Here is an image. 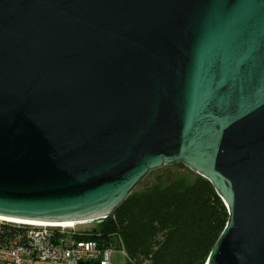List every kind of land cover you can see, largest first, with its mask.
<instances>
[{
	"label": "water",
	"instance_id": "95a60500",
	"mask_svg": "<svg viewBox=\"0 0 264 264\" xmlns=\"http://www.w3.org/2000/svg\"><path fill=\"white\" fill-rule=\"evenodd\" d=\"M175 163L229 213L207 264H264V0H0V217L104 220Z\"/></svg>",
	"mask_w": 264,
	"mask_h": 264
},
{
	"label": "trees",
	"instance_id": "16d2710c",
	"mask_svg": "<svg viewBox=\"0 0 264 264\" xmlns=\"http://www.w3.org/2000/svg\"><path fill=\"white\" fill-rule=\"evenodd\" d=\"M170 170L137 187L107 219L78 233V240L122 251L125 264H207L227 225V207L211 182L189 167Z\"/></svg>",
	"mask_w": 264,
	"mask_h": 264
},
{
	"label": "built area",
	"instance_id": "2783aa9c",
	"mask_svg": "<svg viewBox=\"0 0 264 264\" xmlns=\"http://www.w3.org/2000/svg\"><path fill=\"white\" fill-rule=\"evenodd\" d=\"M77 235L75 227L37 226L0 220V262L114 264V249H104L95 241L78 240Z\"/></svg>",
	"mask_w": 264,
	"mask_h": 264
},
{
	"label": "rangeland",
	"instance_id": "374dc122",
	"mask_svg": "<svg viewBox=\"0 0 264 264\" xmlns=\"http://www.w3.org/2000/svg\"><path fill=\"white\" fill-rule=\"evenodd\" d=\"M187 167L182 164H174V165H168L166 167H163V169L160 170H156L153 171L152 173H150L142 182L141 184L138 186L137 190H141L144 189L148 186H150L152 183L155 182L157 176H159L160 174L164 173L165 169H171L170 172L174 173L175 171H177L178 169H186ZM188 170V169H187ZM102 220L99 221H95V222H91V223H85V224H80V225H76L74 226L76 231L78 233L80 232H86V231H91L92 229H94L98 223H100ZM81 238V237H80ZM113 263L114 264H125L126 263V258L124 257V254L122 251L119 250H114V254H113ZM39 264H43V263H39ZM46 264V263H44Z\"/></svg>",
	"mask_w": 264,
	"mask_h": 264
},
{
	"label": "bare ground",
	"instance_id": "6f19581e",
	"mask_svg": "<svg viewBox=\"0 0 264 264\" xmlns=\"http://www.w3.org/2000/svg\"><path fill=\"white\" fill-rule=\"evenodd\" d=\"M0 220L12 222V223H18V224H28V225H37V226L47 225V226L64 227V228H74V226L76 225L85 224V223L42 224V223L20 221V220H14V219L2 218V217H0ZM87 223H91V222H87Z\"/></svg>",
	"mask_w": 264,
	"mask_h": 264
},
{
	"label": "crops",
	"instance_id": "0c3cea01",
	"mask_svg": "<svg viewBox=\"0 0 264 264\" xmlns=\"http://www.w3.org/2000/svg\"><path fill=\"white\" fill-rule=\"evenodd\" d=\"M0 264H2L1 262H0ZM36 264H39V263H36ZM44 264V263H43Z\"/></svg>",
	"mask_w": 264,
	"mask_h": 264
}]
</instances>
